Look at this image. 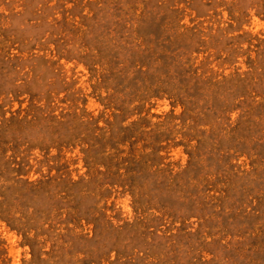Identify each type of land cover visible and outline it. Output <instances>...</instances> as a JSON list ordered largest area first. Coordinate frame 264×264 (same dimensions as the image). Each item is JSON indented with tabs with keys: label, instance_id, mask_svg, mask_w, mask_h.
<instances>
[{
	"label": "rangeland",
	"instance_id": "374dc122",
	"mask_svg": "<svg viewBox=\"0 0 264 264\" xmlns=\"http://www.w3.org/2000/svg\"><path fill=\"white\" fill-rule=\"evenodd\" d=\"M0 264H264V0H0Z\"/></svg>",
	"mask_w": 264,
	"mask_h": 264
}]
</instances>
